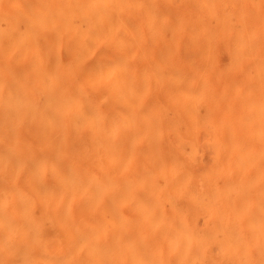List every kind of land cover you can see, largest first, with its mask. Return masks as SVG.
I'll return each mask as SVG.
<instances>
[{"label":"bare ground","instance_id":"bare-ground-1","mask_svg":"<svg viewBox=\"0 0 264 264\" xmlns=\"http://www.w3.org/2000/svg\"><path fill=\"white\" fill-rule=\"evenodd\" d=\"M0 219L29 264H260L264 0H0Z\"/></svg>","mask_w":264,"mask_h":264},{"label":"snow or ice","instance_id":"snow-or-ice-1","mask_svg":"<svg viewBox=\"0 0 264 264\" xmlns=\"http://www.w3.org/2000/svg\"><path fill=\"white\" fill-rule=\"evenodd\" d=\"M94 47V45H89L79 54L78 59L75 62H70L69 65L70 67H75L76 64L87 60L90 55H94L96 59L85 69L86 74L90 75L94 83H98L103 80H111V75L117 68L128 66V61L124 57L116 56L115 54L107 52L97 54L94 51ZM38 60L39 57H37V61ZM111 86L120 87L121 85L117 81H111ZM9 156L10 158H15L14 153H9ZM89 239L92 241H98L99 237L94 235ZM96 247L97 245L94 243L93 249L95 250ZM86 264H117V262L114 260H104L100 262L88 261ZM146 264H160V262L148 261ZM262 264H264V261H262Z\"/></svg>","mask_w":264,"mask_h":264},{"label":"rangeland","instance_id":"rangeland-1","mask_svg":"<svg viewBox=\"0 0 264 264\" xmlns=\"http://www.w3.org/2000/svg\"><path fill=\"white\" fill-rule=\"evenodd\" d=\"M9 222V219H0V264H16V261L18 259H24L27 264H29L28 235L21 232L19 233L17 232V230H14V228H12L11 230V222H14L13 220H11L10 225H8L7 228V226L5 225ZM4 241H7L9 244L14 245L16 249L23 250L24 255L21 257L13 251H6L3 247Z\"/></svg>","mask_w":264,"mask_h":264},{"label":"clouds","instance_id":"clouds-1","mask_svg":"<svg viewBox=\"0 0 264 264\" xmlns=\"http://www.w3.org/2000/svg\"><path fill=\"white\" fill-rule=\"evenodd\" d=\"M3 247H4V249L6 251H13L18 256H21L22 257L24 255L23 250L16 249V247L14 245L9 244L7 241H4ZM262 261H264V260H261L260 261V264H262ZM16 264H27V262L24 259H18L16 261Z\"/></svg>","mask_w":264,"mask_h":264}]
</instances>
